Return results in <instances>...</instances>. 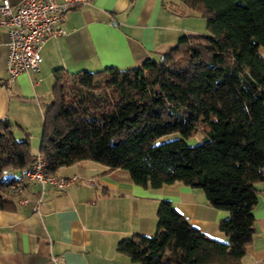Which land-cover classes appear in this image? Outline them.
I'll list each match as a JSON object with an SVG mask.
<instances>
[{"label":"trees","instance_id":"obj_1","mask_svg":"<svg viewBox=\"0 0 264 264\" xmlns=\"http://www.w3.org/2000/svg\"><path fill=\"white\" fill-rule=\"evenodd\" d=\"M179 1L205 18L208 33L184 34L128 68L53 71L39 153L50 173L90 160L126 170L145 188H200L210 206L228 212L219 223L227 240L219 241L161 199L154 233L117 244L133 262L242 264L264 180V0ZM12 128L0 120V209L13 208L8 170L22 172L35 157L29 134L18 140ZM175 132L181 137L160 141Z\"/></svg>","mask_w":264,"mask_h":264},{"label":"crops","instance_id":"obj_2","mask_svg":"<svg viewBox=\"0 0 264 264\" xmlns=\"http://www.w3.org/2000/svg\"><path fill=\"white\" fill-rule=\"evenodd\" d=\"M193 16L198 15L179 0H81L65 14L61 23L65 34L48 36L42 44L39 70L13 79L6 72L7 31L0 27V120L9 119L18 140L27 132L36 155L55 69L77 74L136 66L168 50L180 36L199 34L201 25ZM20 173L12 177L17 179ZM55 174L79 175L85 181L63 190L52 185L42 190L35 182L21 194L10 189L13 208L0 209V264H53L51 256L60 264H139L118 252L117 244L136 233H154L161 199L170 200L204 234L227 240L219 223L228 212L210 206L200 188L180 182L145 188L134 184L126 170H108L90 160L60 167ZM87 179L94 182L86 183ZM256 188L254 236L242 264H264V180Z\"/></svg>","mask_w":264,"mask_h":264},{"label":"built area","instance_id":"obj_3","mask_svg":"<svg viewBox=\"0 0 264 264\" xmlns=\"http://www.w3.org/2000/svg\"><path fill=\"white\" fill-rule=\"evenodd\" d=\"M81 0H64L57 3L54 0H19L11 4L9 0H0V27L7 31L6 72L9 79L23 72L39 70L40 48L48 36L65 34L61 23L65 20L66 12ZM83 180L79 175L62 177L50 173L45 168V160L40 153L34 157L30 168L24 169L19 177L11 184L10 189L21 194L28 183H38L42 190L46 185H52L63 190L74 182ZM87 179L86 183H93ZM25 203L26 199H20ZM39 197L33 205L39 211ZM53 264H60V259L51 256Z\"/></svg>","mask_w":264,"mask_h":264},{"label":"rangeland","instance_id":"obj_4","mask_svg":"<svg viewBox=\"0 0 264 264\" xmlns=\"http://www.w3.org/2000/svg\"><path fill=\"white\" fill-rule=\"evenodd\" d=\"M191 19H193V22L197 25L200 26L201 25V32H199V34H206L208 33V29L206 26V20L205 18H203L202 16H193ZM264 52V51H263ZM181 135L177 132L172 133V134H168L164 137H162L160 139V141H168V140H173L176 138H180ZM202 139V134H194L192 137L187 139L188 144L192 145V144H196L198 142H200ZM35 150V149H34ZM17 170H8V173L12 175H16L17 174Z\"/></svg>","mask_w":264,"mask_h":264}]
</instances>
